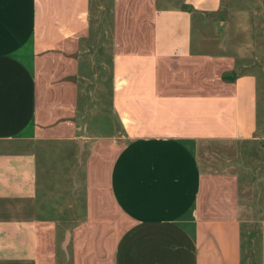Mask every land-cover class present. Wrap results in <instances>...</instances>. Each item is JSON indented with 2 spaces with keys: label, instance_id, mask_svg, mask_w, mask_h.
I'll return each mask as SVG.
<instances>
[{
  "label": "crops",
  "instance_id": "1",
  "mask_svg": "<svg viewBox=\"0 0 264 264\" xmlns=\"http://www.w3.org/2000/svg\"><path fill=\"white\" fill-rule=\"evenodd\" d=\"M94 2L0 0V264H264V199L244 219L238 177L198 157L258 139L264 0L251 18L237 0L101 7L117 128L98 135L79 86Z\"/></svg>",
  "mask_w": 264,
  "mask_h": 264
},
{
  "label": "rangeland",
  "instance_id": "2",
  "mask_svg": "<svg viewBox=\"0 0 264 264\" xmlns=\"http://www.w3.org/2000/svg\"><path fill=\"white\" fill-rule=\"evenodd\" d=\"M237 1L234 5H243L242 9L248 13L249 18L253 17L251 8L254 3L257 4L258 0ZM107 3L110 6L112 4L111 0H95L91 10L95 14L93 19L91 18L94 27L93 37L91 42H89L88 50H85L86 45L81 54L83 73L79 85L82 98L81 122L91 135H98L107 131V126L112 131L117 128L115 120L108 113L112 39L110 35L111 15L107 9L104 12L105 16L100 20L101 23L104 22L105 34L97 26V23L100 22L98 20L99 12L103 11L101 7L105 8ZM255 17H259L258 14ZM259 22L261 25L264 24V15ZM261 29H264V26L259 30ZM259 35L264 39V35L261 33ZM255 63L260 68V63L256 61ZM247 69L251 70L248 67ZM247 69L244 68L245 71ZM252 70L257 71V68ZM261 81H264V78L259 77L261 90L258 91V139L254 142L245 143L208 142L198 147L199 163L203 171L208 173L230 172L238 177L240 184L239 198L244 209V219L253 216V211L256 210L255 203L258 202L256 196L260 197L261 202L264 199V88L261 85ZM120 141L117 140L116 143L120 144ZM253 181L255 183H252Z\"/></svg>",
  "mask_w": 264,
  "mask_h": 264
}]
</instances>
